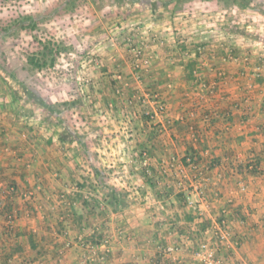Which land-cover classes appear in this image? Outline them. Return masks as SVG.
Listing matches in <instances>:
<instances>
[{"label":"crops","instance_id":"crops-1","mask_svg":"<svg viewBox=\"0 0 264 264\" xmlns=\"http://www.w3.org/2000/svg\"><path fill=\"white\" fill-rule=\"evenodd\" d=\"M230 38L199 47L205 39L186 37L181 53L151 49L143 85L155 94L142 100L135 83V99L150 112L160 101L165 111L157 126H135L144 159L135 158V181L128 179L135 198L119 191L117 205L91 179V156H63L67 147L77 155L76 142L42 141L41 128L14 123L17 99L1 103L0 264H202L195 253L205 238L225 264H264V49ZM96 173L101 183L105 173ZM218 230L227 234L223 243L214 239ZM94 240L108 242L105 259L77 245ZM168 246L177 251L164 254Z\"/></svg>","mask_w":264,"mask_h":264},{"label":"rangeland","instance_id":"rangeland-1","mask_svg":"<svg viewBox=\"0 0 264 264\" xmlns=\"http://www.w3.org/2000/svg\"><path fill=\"white\" fill-rule=\"evenodd\" d=\"M134 1L0 0V98L10 94L11 99L0 104L17 99V108L10 109L20 114L14 123L37 133L41 128L42 141L76 142L77 155L67 147L63 156L69 162L71 156H91V179L98 180L101 193L123 191L119 197L127 200L135 198V186L128 184L135 177V158L144 159L135 152V126L147 121L157 126L161 117L142 119L149 110L141 99L155 94L152 86L143 85L152 66L151 49L167 45L178 50L186 37L205 39L199 47L207 40L217 44L236 37L264 49V0ZM43 46L49 47L45 66L31 67L27 59L43 60ZM135 48L150 58L148 65L135 67ZM135 83L141 84L140 100ZM96 171L105 173L101 183Z\"/></svg>","mask_w":264,"mask_h":264},{"label":"built area","instance_id":"built-area-1","mask_svg":"<svg viewBox=\"0 0 264 264\" xmlns=\"http://www.w3.org/2000/svg\"><path fill=\"white\" fill-rule=\"evenodd\" d=\"M134 58H135L134 60H135V67L136 68H138L139 65L140 66H146L150 63V58L144 57L142 55L141 51L139 50V48H135ZM155 98H158V97H155ZM155 104H156V111L152 112V113L151 112L146 113L149 116L150 120H154L155 118L160 117V115H163L164 111H165V105L162 102L157 101V102H155ZM10 190H11V192L13 191L12 188ZM195 190H197V193L200 197L204 195L203 186L200 187L198 185L195 187ZM187 204H188V206L195 207L194 202L190 201L189 198H187ZM220 222H221L220 227L224 228V226H225L224 218ZM214 237H215L214 239L218 243H223L227 240L226 239L227 238L226 232L221 231V230L214 232ZM77 245L79 247L83 248V250H87L91 253H93L95 251H99L100 252L99 256H101L100 259H105L108 252H109L108 242L101 243L98 246L91 245V244L86 245V246H83L81 244H77ZM176 251H177V247H174V246H168V247H165L163 249L164 254H170V253H174ZM195 256L202 264H225L216 258V253H215L214 247L210 244V241L206 238L200 241L198 248H197V251L195 253Z\"/></svg>","mask_w":264,"mask_h":264},{"label":"trees","instance_id":"trees-1","mask_svg":"<svg viewBox=\"0 0 264 264\" xmlns=\"http://www.w3.org/2000/svg\"><path fill=\"white\" fill-rule=\"evenodd\" d=\"M135 3H138V2H142V1H140V0H136V1H134ZM26 20H31V18H29V17H27L26 18ZM43 48V50H45V51H42V52H40V55H41V57H43L44 59L42 60V58H40V59H37V58H35V57H29L28 59H27V63L31 66V67H33V68H36V69H38V68H42L43 66H45V62H44V60H46V57H47V55L46 54H48V48L49 47H46V46H43L42 47ZM50 53L52 52V49H50V51H49ZM53 53H55V52H53ZM50 65H52V61H54V57L52 56L51 58H50ZM47 107V106H46ZM47 108H49V109H51V111H52V107L51 106H48ZM54 114H56L55 113V111H52ZM145 114V113H144ZM142 119H144V120H148L149 119V116L146 114V115H143L142 116ZM140 155L142 156L143 154H141L140 153ZM191 159H192V157H190V161H191ZM193 160V159H192ZM182 164L183 165H185L186 164V162H184V161H182ZM247 167V169H248V171L249 172H252V173H255V172H257L256 171V166L255 165H253V164H248V166H246ZM110 196V195H109ZM116 194H112V196H110L109 198H108V201H107V203L108 204H114V205H117V202H115L116 201ZM93 242V244H91ZM91 243H88V244H91V245H95V246H98V245H100V243H99V241L98 240H94V241H91ZM82 245H84L83 243H81Z\"/></svg>","mask_w":264,"mask_h":264}]
</instances>
